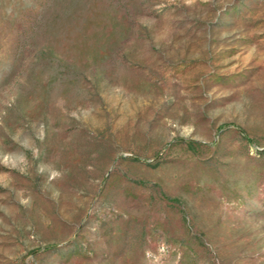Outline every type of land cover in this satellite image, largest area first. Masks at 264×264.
Instances as JSON below:
<instances>
[{"label": "rangeland", "instance_id": "374dc122", "mask_svg": "<svg viewBox=\"0 0 264 264\" xmlns=\"http://www.w3.org/2000/svg\"><path fill=\"white\" fill-rule=\"evenodd\" d=\"M0 264H264V0H0Z\"/></svg>", "mask_w": 264, "mask_h": 264}]
</instances>
